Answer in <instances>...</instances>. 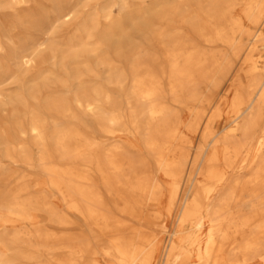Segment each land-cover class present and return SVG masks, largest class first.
Instances as JSON below:
<instances>
[{
  "label": "bare ground",
  "instance_id": "1",
  "mask_svg": "<svg viewBox=\"0 0 264 264\" xmlns=\"http://www.w3.org/2000/svg\"><path fill=\"white\" fill-rule=\"evenodd\" d=\"M76 2L0 0V264H264V0Z\"/></svg>",
  "mask_w": 264,
  "mask_h": 264
},
{
  "label": "rangeland",
  "instance_id": "2",
  "mask_svg": "<svg viewBox=\"0 0 264 264\" xmlns=\"http://www.w3.org/2000/svg\"><path fill=\"white\" fill-rule=\"evenodd\" d=\"M111 1L112 0H77L76 5H75V10H76L75 17L71 16L70 18L67 19L68 20L67 22H63L62 19H59L56 23L58 29L55 35L58 36V39L60 41L63 38L70 36L76 31V28H79V23L82 20L87 19V17H89L93 13H96V12L101 13L105 9H110L113 12V14H117V6L111 4ZM105 6H109V7L107 8ZM43 8L45 9L46 14L48 16V18L46 20H43V22H47V21H52L56 17V15L58 16L60 12H62L64 8L66 7L62 6L61 8H59L56 6H52L49 2H47L45 6H43ZM32 33L34 34V36L42 35L41 30L39 31L35 30V31H32ZM196 41H197V45L199 46V48L203 50L208 49V46L206 45V43H203L202 41L193 40L190 42L194 43ZM154 49L158 50V48H154ZM151 51L153 50L149 49V47H145L143 50V52H151ZM51 62L52 60L46 59L42 65L44 66L49 65L50 67ZM13 68L17 69L18 72L22 70L20 69L19 65H15ZM4 78L5 77H3L0 82V90L2 91L0 95V118L1 117L8 118L9 109H10L9 108L10 106H8L9 105L8 97L11 94H13L16 90H18L19 88V85H18L19 83L16 81L17 80L16 77H11L6 80H4ZM185 116L186 115H184V117ZM220 128H222V125H220ZM155 174L157 175V171L155 172ZM46 189H47L48 195L50 196L49 199L58 203L62 211H65V208L62 205V203L61 202L59 203L60 199L58 195L55 193V191L52 190L51 188H46ZM70 217L72 219H75L79 223L78 232L85 235L87 239L90 241V243L95 245V251H97V255L94 257L89 256V259H96L99 262L104 263L105 258L101 256V254L99 253V250H100L99 245L95 243V238L98 236V232L91 229V227L88 224H86V222H84L81 218L75 215H72V214H70ZM156 229H158V227H156ZM164 230L165 229H162L161 232L158 233V237H164V233H163Z\"/></svg>",
  "mask_w": 264,
  "mask_h": 264
}]
</instances>
